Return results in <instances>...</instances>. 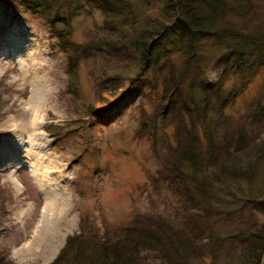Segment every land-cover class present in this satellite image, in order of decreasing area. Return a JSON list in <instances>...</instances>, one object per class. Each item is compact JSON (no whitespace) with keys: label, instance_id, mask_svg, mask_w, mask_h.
Here are the masks:
<instances>
[{"label":"trees","instance_id":"16d2710c","mask_svg":"<svg viewBox=\"0 0 264 264\" xmlns=\"http://www.w3.org/2000/svg\"><path fill=\"white\" fill-rule=\"evenodd\" d=\"M15 1L43 19L70 74L92 63L96 85L118 90L126 81L141 94L135 137L152 140L154 184L177 201L104 232L83 215L51 264H264V183L257 193L237 186L254 181L264 160V104L238 122L226 109L241 92L225 88L230 75L249 80L264 67L263 0ZM97 14L102 23L78 43L74 21ZM209 48L229 50L232 64L215 82ZM70 87L81 96L77 82ZM154 93L160 107L148 113ZM62 130L47 127L58 144ZM0 264L16 263L0 251Z\"/></svg>","mask_w":264,"mask_h":264},{"label":"rangeland","instance_id":"374dc122","mask_svg":"<svg viewBox=\"0 0 264 264\" xmlns=\"http://www.w3.org/2000/svg\"><path fill=\"white\" fill-rule=\"evenodd\" d=\"M262 7L264 14V0ZM96 16L74 21L78 43L102 23V15ZM227 51L207 50L213 57L206 74L210 81L232 65ZM67 66L40 16L25 12L15 0H0V251L16 264H51L67 237L79 231L83 215L93 217L104 232L129 222L136 210L163 213L165 204H177L169 190L154 184L159 166L152 140L135 137L141 94L126 81L118 90L96 85L89 75L92 63H81L74 75ZM230 77L225 88L241 94L226 112L239 122L259 101L264 104V67L249 80ZM75 82L80 97L70 92ZM158 103L154 93L144 108L154 113ZM86 105H94L95 113L85 114ZM48 126L63 129L60 144ZM259 166L254 181L237 185L242 192L257 193L264 183L263 159ZM47 191L53 201L44 210ZM254 215L263 218L260 211ZM44 234L51 243L61 242L53 255Z\"/></svg>","mask_w":264,"mask_h":264},{"label":"bare ground","instance_id":"6f19581e","mask_svg":"<svg viewBox=\"0 0 264 264\" xmlns=\"http://www.w3.org/2000/svg\"><path fill=\"white\" fill-rule=\"evenodd\" d=\"M51 194H52L51 192L48 193V191H47L44 210L46 209V207L48 206L50 201H53L52 198L50 199V197L52 196ZM43 240H44L43 242L45 243V246L48 248V254L49 255H53L54 253H56L60 249L61 242L58 239H56V240L54 239L51 243V241H49L48 239L45 238V234H44Z\"/></svg>","mask_w":264,"mask_h":264}]
</instances>
